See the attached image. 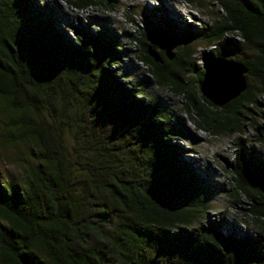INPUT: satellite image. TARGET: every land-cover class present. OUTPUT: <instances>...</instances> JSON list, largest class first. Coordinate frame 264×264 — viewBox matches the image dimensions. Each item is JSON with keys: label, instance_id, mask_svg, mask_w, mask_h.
Segmentation results:
<instances>
[{"label": "trees", "instance_id": "16d2710c", "mask_svg": "<svg viewBox=\"0 0 264 264\" xmlns=\"http://www.w3.org/2000/svg\"><path fill=\"white\" fill-rule=\"evenodd\" d=\"M64 1L115 9L112 0ZM208 1L220 15L198 33L213 46L200 61L248 68L246 91L224 107L201 95L203 67L190 48L170 60L178 45L161 31L129 39L146 85L166 89L174 110L121 75L125 49L112 29L72 36L57 5L0 0V146L21 169L0 181V264H264L263 155L238 144L224 165L222 190L251 225L236 235L212 215L216 183L174 141L183 113L207 134L251 128L264 144V0Z\"/></svg>", "mask_w": 264, "mask_h": 264}, {"label": "rangeland", "instance_id": "374dc122", "mask_svg": "<svg viewBox=\"0 0 264 264\" xmlns=\"http://www.w3.org/2000/svg\"><path fill=\"white\" fill-rule=\"evenodd\" d=\"M45 2V0H43ZM61 8L60 19L66 29L74 36V30H95L100 27L112 29L120 36L125 53L119 67V72L132 84H136L140 92L160 93L178 110L177 99L173 98L166 89L146 85V67L133 56V46L129 39L141 31H161L164 36L178 48L168 50L176 55H181L185 48H190L196 64L204 65L199 59L200 52L210 51L213 46L199 41L198 33L204 26H211L219 18L220 12L217 5L204 0H112L114 10L102 8H89L87 10L72 9L67 7L64 0H47ZM193 34V39L188 33ZM239 41L238 38H236ZM167 51V53H168ZM193 78L194 73H187L186 79ZM181 116L183 133L174 141L183 149L184 158L193 164L196 171L208 176L210 181L216 183V189L211 197L213 206L212 215L222 213L227 224L224 232H234L236 235L246 234L251 225L242 212H238L232 199L224 192L223 186L227 184V175L224 165L226 160L232 161L238 144L256 149L264 157V144L256 142L254 131L251 128L245 133L235 134H207L197 130L195 124L186 114ZM12 149L5 150L0 146V181L20 178V167L15 163Z\"/></svg>", "mask_w": 264, "mask_h": 264}, {"label": "water", "instance_id": "95a60500", "mask_svg": "<svg viewBox=\"0 0 264 264\" xmlns=\"http://www.w3.org/2000/svg\"><path fill=\"white\" fill-rule=\"evenodd\" d=\"M149 54L155 62H162L158 51L149 49ZM168 59L174 58V53H166ZM203 77L199 85L201 95L217 107H224L239 98L246 91L247 66L238 60L215 57L204 63Z\"/></svg>", "mask_w": 264, "mask_h": 264}]
</instances>
